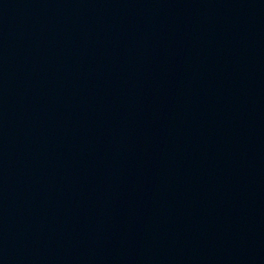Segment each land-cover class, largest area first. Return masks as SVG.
I'll return each mask as SVG.
<instances>
[{
    "label": "water",
    "instance_id": "1",
    "mask_svg": "<svg viewBox=\"0 0 264 264\" xmlns=\"http://www.w3.org/2000/svg\"><path fill=\"white\" fill-rule=\"evenodd\" d=\"M0 264H264V0H0Z\"/></svg>",
    "mask_w": 264,
    "mask_h": 264
}]
</instances>
